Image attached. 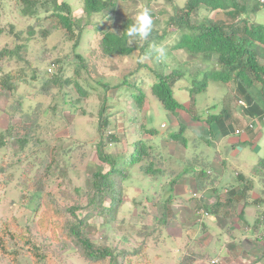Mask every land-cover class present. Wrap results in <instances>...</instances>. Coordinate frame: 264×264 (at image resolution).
<instances>
[{
	"label": "rangeland",
	"instance_id": "rangeland-1",
	"mask_svg": "<svg viewBox=\"0 0 264 264\" xmlns=\"http://www.w3.org/2000/svg\"><path fill=\"white\" fill-rule=\"evenodd\" d=\"M68 1L80 15L81 1ZM115 1V12L96 15L92 25L81 34L76 52L86 59V66L74 52L73 41L51 26L47 14L24 16L22 0H0V136L8 137L0 149V236L9 241L15 235L18 240L13 246L8 245V251L0 248V264H112L110 259L96 263L86 258L70 233L69 225L79 220L84 221L81 228L95 244L108 246L119 254L114 264H251L264 251V224L256 232L252 228L255 217L253 220L248 217L251 224L247 225L237 218L228 222L219 216L214 224V218L203 213L180 212L187 202H176L169 197V193H174L175 187L171 190L169 185L174 177L168 176L163 184L155 186L159 182L155 175H148L142 168L149 165V159L131 163L136 141L141 138L156 147L152 153L164 154L166 164L154 160L156 167L164 168L168 174L172 171L174 174V170H170L173 167L166 154L173 149L172 155H184L182 144L170 139V132L180 131L173 125L179 114L168 110L151 92L150 87L157 80L152 68L163 70L164 74L175 69L183 71L182 79L174 86V97L184 103L191 115L195 111L208 122L215 120L217 125L221 119L220 129L227 131L229 119L236 115L233 105H238L242 92L235 89L233 82L227 84L213 79L216 71L223 70L216 58L207 63L185 49L174 48L181 32L171 19L187 0ZM144 7L151 9L153 29L160 35L167 30L164 38H154L146 55L139 56L137 52L128 56L104 55L99 43L103 33L120 31L122 23L134 20ZM207 15L222 19L224 13L201 9L195 18ZM260 16L264 20V6L252 15L257 23ZM31 25L35 29L32 37ZM48 28L50 33L45 35L44 29ZM155 47L165 49L162 59L154 51ZM10 50L16 52L12 54ZM59 68L64 69L66 77H74L87 93L82 95L75 82L61 86L48 80ZM205 71L210 72L204 74ZM7 75L11 76L12 87L4 83ZM203 80L208 81V89L192 93L191 89L200 87ZM100 82L108 83V87ZM141 92L144 97L140 101ZM248 92L253 98L261 95L254 87ZM106 97L104 115L110 117L112 124L104 128L111 133L105 139V151L113 155L116 168L126 176L121 173L112 176L116 188L114 197L120 202L105 194L102 204L94 206L88 204L94 191L91 174L99 167L105 172L111 168L109 163L100 160L97 152L101 140L100 111ZM195 100L199 112L186 106V102L192 104ZM59 106H63L62 111ZM231 123L233 127L236 125ZM147 129L159 131L158 149L155 135ZM258 134V140L243 142L234 153L227 148L226 139L222 143L211 141L209 151L218 149L224 157L228 156V166L243 173V168L252 173L258 171L262 177L264 125L259 127ZM27 135L30 139L25 147L17 140L11 144L14 138ZM198 136L193 139L186 134L193 143L207 148L205 134ZM167 197L170 198L168 205L165 204ZM260 215L264 222V213ZM230 233L239 240L235 249L229 246L231 250L227 246ZM249 235L253 240L244 241ZM21 237H30L33 245H25ZM34 244L40 247L41 255H37ZM215 259L219 261L213 263ZM259 260V264H264V259Z\"/></svg>",
	"mask_w": 264,
	"mask_h": 264
},
{
	"label": "trees",
	"instance_id": "trees-1",
	"mask_svg": "<svg viewBox=\"0 0 264 264\" xmlns=\"http://www.w3.org/2000/svg\"><path fill=\"white\" fill-rule=\"evenodd\" d=\"M22 1L25 3V6L22 8L23 15L32 16L34 14L38 15L39 13L47 14V17L52 21L51 26L60 30L65 38L73 41L72 47L74 52L80 59V63H83L86 66H88V62L86 61V59L82 54L76 52V49L81 43V34L86 28L92 25V22H94L92 20L96 15L107 12L113 13L116 10L115 0H80V15H77L75 13L72 3L68 0ZM262 6H264V3H261L260 0H187L182 10L175 14L171 19L172 24H174L181 32L180 40L174 45V48L183 50L185 49L193 56L201 57L207 63H211L213 58H216L217 63H219L223 67V70L217 71V73H215V75L213 76V79L216 81L230 82L232 80L233 74L238 78H242L243 80H246V78L251 80L249 78V74L259 78L261 77V74L264 73V66L261 65L258 61L259 51L261 48H264V24L261 22L257 23L253 19L252 15L254 13H257V11H259ZM201 9H206L209 13L211 11L213 12L221 10L224 13V16L222 17V19L211 18L209 15L205 16L202 19L198 17L195 18V16H199ZM133 22L134 20L127 19L122 23L120 31L107 30L103 33L102 39L99 43L104 55L128 56L130 54H133L134 52H137L139 56L140 54L146 55L148 53V50L151 48L153 39L155 38L156 40H161L162 38H164L165 33H167V30H165L164 34L160 35L157 29H153L147 40H141L138 38L130 39L126 35V29ZM1 30L2 29H0V34ZM49 33V28L44 29L45 35H49ZM15 34L18 38L20 37L19 33ZM29 34L30 37L35 34L33 25L30 26ZM136 40H139V43H136ZM19 47L21 48V46ZM20 48H18V50ZM14 52L16 51L10 50V53L14 54ZM152 69H154V75L157 77V80L152 83L150 87L151 92L163 103V105L168 110L176 112L178 109H183L184 105L177 101V99L174 97V86L176 85L178 80L182 79L181 77H183V71L175 69L169 74H164L163 70H158L156 68ZM78 72L79 71L77 70L76 73ZM207 72H205L204 74H206ZM10 78L11 76L7 75L4 80V83L8 87L13 86L12 79L10 80ZM73 78L74 77H66L64 69L59 68V72L54 73L52 78H49L48 80L54 83H59L61 86L75 82L76 88L81 92L82 95L87 93V91L82 88L79 82L74 81L75 78ZM126 81L127 77H125V82ZM100 84L108 87V83L100 82ZM207 84L208 81L203 80L201 86L197 87V89L190 88L191 92L197 93L202 88L203 90H205ZM241 86H244V84L241 83ZM143 97L144 93L141 92L140 101ZM107 99L108 98L106 97L100 111L101 117L99 125L101 131V140L97 145V152L99 153L100 160L109 163L111 165V168L110 170L105 172L102 167H99L91 174V186H93L94 191L90 195L88 204H94V206L102 204V198L105 196V194H111L114 202L121 201L117 200L114 197L115 192L113 191H116V188L114 187L112 176L113 174L120 173L121 175H123V171L120 172L116 168L117 162H115L113 155H110L105 151V139L109 137L111 133H107L106 130L104 131V128L111 127L112 124L110 121V117L104 115V112L107 109ZM255 107H259V104L256 103L252 105V108ZM59 108L62 111L63 106H59ZM183 125V123H180L178 127L180 131L175 130L177 132H170V139L178 141L186 146V140L183 136L186 127ZM147 130L152 135H155V145H157L158 149L157 140L160 139L158 133L159 131L157 129ZM2 136H0V149L4 147L8 142V137H6L5 135ZM112 137L116 140L115 134H113ZM28 138V135L27 137L23 136L19 139L14 138L11 144L15 140H17L23 147H25L29 141ZM39 144H41V140H39ZM155 149L156 147H154V145L148 143V139H138L136 141L135 149L132 153L131 163L134 164L136 162H143L144 160L149 159V165L142 168L145 169V172L148 175H155V180L159 181L156 184L159 186L161 185V183L163 184L164 180L168 178L169 174L168 171H166L164 168L156 167L154 159H159V163L161 165L166 164V162L168 161L166 157L163 156V154L152 153V151ZM154 165L155 167H153ZM198 173L206 176L209 175V172L205 169L199 170ZM257 175L259 176L260 180L264 181V173L262 174V178L260 177L258 171L253 172L254 177ZM123 176L125 177L126 175ZM176 180V177L171 179L169 184L171 190L175 185ZM254 184L255 181L253 177L251 178L249 176L247 178L245 177L241 185L236 186L233 189L228 186L224 187L223 189L215 188L214 190H212L214 194V201L210 203H207L204 199L206 198L205 191L202 194L203 196L198 200V207L199 209L202 208L203 210L207 211L208 214L221 216L227 221L237 218L238 221L244 222L245 224L249 225L251 224V222L248 219V213H246V209L248 208L249 204H255L253 206L256 207V212L258 211V213L255 212L254 214L255 220L253 222L254 224L252 223L254 225H252V228H255V231L257 232V227L260 224H264L262 216L260 215L264 213V210H262L264 199L262 197L258 199L252 197L251 191L255 188ZM225 188H227L226 193H228V196L224 199H221L220 195L225 192ZM169 197L173 198V193L169 195ZM170 198L165 200L166 205L170 203ZM254 201L256 203H253ZM165 208H167V206ZM83 223V220H79L78 222L73 221L72 224L69 225V227L70 233L74 236L77 243L81 246L86 258L96 263L110 259L112 264H114V262L116 261L115 259L119 254H115L114 250L108 246H100L95 244L83 232L81 228ZM20 239L24 240L25 245H33V241L30 237H28V239L27 237L23 239L21 237ZM17 242L18 240L15 235H11L9 237V241H7V239H5L3 235L0 236V248L4 251H8V245L13 246V244ZM34 246L37 251V255H41V249H39L40 247L36 244H34ZM15 256L17 255L15 254ZM260 258L264 259V251L260 256L258 254L251 264H259Z\"/></svg>",
	"mask_w": 264,
	"mask_h": 264
},
{
	"label": "crops",
	"instance_id": "crops-1",
	"mask_svg": "<svg viewBox=\"0 0 264 264\" xmlns=\"http://www.w3.org/2000/svg\"><path fill=\"white\" fill-rule=\"evenodd\" d=\"M260 22L264 24L263 16H260ZM263 49L264 48H261L259 51L258 61L261 65L264 66V50ZM199 72L203 73L201 71ZM249 76H250V79L255 78L252 75H249ZM263 80H264V76H261L258 79L253 80L254 85L252 86L258 90L261 88H264ZM247 82L249 83L248 79H247ZM233 83L236 86L235 89L238 90L239 92H242L241 97L245 98L248 101L249 106H248V109H245L241 107L239 104L233 105L236 115L235 117H231V119H229L230 122H228V125H227L228 131L226 129H220L219 122H221V119H218L217 121L218 125H217L215 123V120L208 122L205 120L203 115H200V116L196 115L195 111H193V109L198 111V109L195 108L196 105L198 104L196 100L193 101L194 103L192 104L191 102H186V106L189 107V109H191L192 107L191 111H193L195 115L189 114L185 110L186 109L185 107L183 109H178L175 112L177 113V115L179 114V116H177V119L174 118L175 122L173 125L174 127H179L180 123H183L184 126L186 127V130H185L186 146H184L181 143L184 149V153H183L184 155H182V157L177 156V154L175 153H173L172 155L170 152L173 149L170 150L168 154L166 155L170 157V160L172 161L171 165L173 168L171 167L172 169L170 170H174V174L171 172V175L169 174V176L170 178L171 176H173L174 178L176 177L177 179L174 185L175 189L173 190L174 192L173 199H175L176 202L177 201H181L183 203L187 202V204H185L183 207L182 206L179 207V209L181 207L184 208L180 212L203 213V211L205 210L201 208L200 209L201 211L200 210L198 211L197 209H199L198 207L199 205L198 200L200 199L199 197L203 196L202 194L205 191H206L205 201L207 203L213 202L214 194L212 190H214L215 188L223 189L224 187H227V186L233 189L234 187L241 185L245 177L247 178L249 176L251 178L253 177L255 181V184H254L255 188L254 190L251 191L252 197L255 199L262 197L264 199V181L257 179L256 177H258V175L254 177L253 173L247 170L246 168H243L244 169V173H243L241 170L233 169V167L228 166V163H227L228 160L226 158L228 156L224 157V155H222V153L218 149L214 150L213 152L209 151L208 146L213 140L216 141L217 143H222V141L226 139L227 148L232 149L233 150L232 152L234 153L236 149L241 148V146L244 145L243 142L250 141L252 143L260 138V135L258 134L259 127L262 126L263 124L258 125L256 129H249L247 127V123L249 122L251 116L260 114L264 111V93L262 92L261 95H259L257 98H252V97L248 98L249 95L247 94V92H245L244 86H241L239 79L234 80ZM227 84H230V83H227ZM178 86L180 89L183 88L181 84H179ZM185 89H189V88H185ZM206 89H208V86ZM201 102L202 101H200V105H201ZM256 103L259 104V107L252 108V105ZM232 121L236 123L234 127L231 123ZM162 125L166 126L165 123ZM237 129H241L242 133L240 134L236 133ZM229 130H231L230 133H234L237 135L236 136L230 135ZM186 134L188 136H191L193 139H196V137H199L198 135L205 134V137H204V139H206L205 145L207 146L208 149L201 147V145L199 146L198 143H193L192 139H189L186 137ZM197 139L200 140V138H197ZM174 141L175 140H173V142ZM175 142H178V141H175ZM174 148L175 150H178V146H174ZM234 167H237V166H234ZM201 169H205L206 171H208L209 175L206 176V175L198 173V171ZM155 186H158V185L155 184ZM194 191L196 192L193 194ZM226 191H227V188H225V192ZM225 192H223V194L220 195L221 199H224L226 197L227 193ZM194 203H197V205L196 204L192 205ZM253 203H256V202L254 201ZM253 205L249 204L247 208L249 211L247 216L250 218V220L254 219V214H255L254 211L256 210L253 207ZM262 207L264 209V203ZM209 216L214 218V220L212 221L214 222V224H216V222L219 219V216L211 215V214ZM180 237H181L180 240H182L183 239L182 232H181ZM230 237L231 239L227 240L228 241L227 246L228 247L230 246L235 249V245L238 244L239 240L236 237V235L231 234V233H230ZM250 240H253L252 235H249L244 238V241L249 242ZM231 243H233V246H231ZM227 246L225 245V248ZM230 247H229V250H231ZM255 247L259 249L258 246H255ZM254 253L255 255H257L259 252L258 250H256L254 251Z\"/></svg>",
	"mask_w": 264,
	"mask_h": 264
},
{
	"label": "clouds",
	"instance_id": "clouds-1",
	"mask_svg": "<svg viewBox=\"0 0 264 264\" xmlns=\"http://www.w3.org/2000/svg\"><path fill=\"white\" fill-rule=\"evenodd\" d=\"M261 3H264V0H260ZM153 30V17H152V12H151V9L148 8V7H144L142 8L136 15L135 19H134V22L129 25L126 29V35L127 37H129L130 39H133V38H138V39H141V40H147L151 34ZM183 50V49H181ZM154 51L158 54V56L162 59L165 55V49L163 47H155L154 48ZM201 58V57H200ZM223 69V67H222ZM207 72V71H205ZM204 72V73H205ZM217 72V71H216ZM251 75V74H249ZM254 76V75H252ZM261 76H264V73L261 74ZM255 77V76H254ZM250 78V76H249ZM239 79L240 83H243L244 84V88H245V91H247V94L249 95L248 98L252 97L251 93H249L248 91L249 90H252L253 86V80L255 79H258L257 77H255L254 79H251L249 80L248 78H246V80H243L242 78H238L236 77V75L233 74L232 76V80L230 82H225V83H231L233 82L234 80H237ZM247 79L249 80V83L247 82ZM181 80V79H180ZM178 80V82L180 81ZM264 81V80H263ZM219 82V81H218ZM223 82V81H221ZM259 83V82H258ZM264 83V82H263ZM177 84V83H176ZM176 86V85H175ZM251 88V89H250ZM255 88V87H254ZM262 89V90H261ZM259 89L260 92L264 93V88H261ZM198 93V92H197ZM239 95H237L238 97ZM258 97V96H257ZM256 97V98H257ZM247 98V99H248ZM253 98V97H252ZM178 101V100H177ZM243 102V103H242ZM181 103V102H180ZM183 104V103H182ZM238 104L247 109L248 106H249V103L248 101L243 98V97H240L238 99ZM258 122V123H257ZM260 124H263L264 125V111L260 114H257V115H253L250 117V120L249 122L247 123V127L249 129H256L258 125ZM165 126V125H163ZM237 130H240V132H237ZM236 130V133L240 134L242 133V130L241 129H237ZM227 192V191H226ZM225 192V193H226ZM228 196V193L226 195V197ZM202 197V196H201ZM199 197V198H201ZM225 197V198H226ZM198 199V198H197ZM207 211H204L203 213H205ZM208 213V212H207ZM205 215V214H203ZM210 214H207V217L209 216ZM214 261L218 262L219 260L218 259H215L213 260V263H215Z\"/></svg>",
	"mask_w": 264,
	"mask_h": 264
},
{
	"label": "built area",
	"instance_id": "built-area-1",
	"mask_svg": "<svg viewBox=\"0 0 264 264\" xmlns=\"http://www.w3.org/2000/svg\"><path fill=\"white\" fill-rule=\"evenodd\" d=\"M243 103V102H242ZM237 132H240V130H237ZM204 212V211H203ZM203 214H205V215H207L208 213L207 212H205V213H203ZM214 262H216V261H214Z\"/></svg>",
	"mask_w": 264,
	"mask_h": 264
}]
</instances>
